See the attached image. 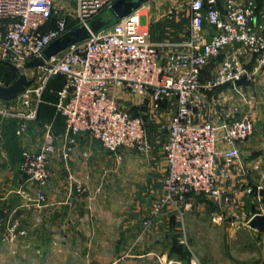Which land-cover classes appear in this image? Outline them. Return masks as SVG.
I'll list each match as a JSON object with an SVG mask.
<instances>
[{
  "label": "built area",
  "instance_id": "built-area-1",
  "mask_svg": "<svg viewBox=\"0 0 264 264\" xmlns=\"http://www.w3.org/2000/svg\"><path fill=\"white\" fill-rule=\"evenodd\" d=\"M68 1L73 2L72 9L65 6ZM113 1L0 0V63L9 62L20 71L40 59L53 39L74 26H87ZM187 8L186 39L172 43L174 47L164 55L149 31L141 29L139 6L32 67L36 81L19 94L25 111L0 100V117L13 118L15 133L20 136L28 122L36 118L45 84L61 74L63 84L56 91L53 105L64 121L60 134L63 157L68 156L79 136L86 135L118 158L120 148L147 151V127L141 115L131 114L116 103L111 89L122 86L138 95L148 93L155 106L163 99L171 100L174 111L162 144L166 161L163 194L150 204L144 225L166 204L182 216L191 205L187 201L191 193L208 196L224 210L229 209L233 199L220 183L229 178L233 164L241 161L237 142L255 131L247 116L218 123L198 117L209 93L225 85L238 90L241 85L235 81L242 76L250 78L251 71L241 59L243 52L254 58L257 68L264 66V13L258 8V0H187ZM222 52L214 72L201 80L203 67ZM52 130V122L46 123L39 147L21 150L17 168L23 184L6 192L33 201L38 208L46 202L49 156L55 150ZM218 140L227 146L218 148ZM83 155L87 156L85 152ZM252 171L263 175L259 160L252 164ZM74 183L76 191L84 190L83 182ZM261 188L257 184L254 190L247 186L245 191L255 192L260 198ZM255 213L264 214V209ZM218 219L221 216L213 214L212 220ZM24 234L16 221L6 222L8 242Z\"/></svg>",
  "mask_w": 264,
  "mask_h": 264
},
{
  "label": "crops",
  "instance_id": "crops-1",
  "mask_svg": "<svg viewBox=\"0 0 264 264\" xmlns=\"http://www.w3.org/2000/svg\"><path fill=\"white\" fill-rule=\"evenodd\" d=\"M258 8L264 13V0H258ZM176 11L156 19L149 27L150 36L159 44L163 55L172 50V43H181L186 39L188 17L183 13L179 16ZM222 55L223 52L203 67L201 80L207 79L214 72ZM241 59L251 71L250 78L238 90L225 85L209 93L201 104L198 117L218 123L230 117L247 116L254 123V134L237 142L241 161L233 164L229 178L220 183L233 199L229 209L224 210L208 196L191 193L187 196L191 205L182 216L166 204L147 225L143 224L150 204L163 194L166 161L162 141H165L167 135L166 123L174 111V103L163 99L155 106L148 93L138 95L122 86H114L111 95L116 103L131 114L141 115L145 120L147 151L120 148L118 158L116 154L108 153L98 141L81 135L71 145L68 156L63 157L62 129L59 130L55 137V150L49 160L50 183L47 181L45 191L54 184L57 186L60 179L66 181V187L62 188L64 190L55 188L50 191L44 206H31L33 228L37 236L34 243H37L36 240L42 243L47 238L44 233L49 230L48 238L52 245L67 244L72 229L78 227L74 215L80 213V229L92 232L111 227L117 229L113 236L106 232L102 235L104 239L107 235L115 240L113 244L119 249L118 254L107 264H123L125 257H129V264H187L179 238L172 235L174 229L181 227L183 230L187 228L188 233L193 229L192 233L199 238L210 237L211 242L216 236V252L211 247L210 263L202 258L206 264H264V232L246 222L254 212L264 209V192L260 194L264 188V66L257 68L254 58L248 53L243 52ZM249 82L254 85L252 93L246 91ZM18 99L19 95L5 104L20 106ZM150 104L160 109L151 113L148 123L144 109L148 110ZM15 129L16 121L13 118L0 117V212H5L4 215H7L5 210L15 197H9L5 191L22 185L24 180L17 168L22 143ZM226 146L222 140L217 141L218 148ZM84 152L87 156L83 155ZM256 160L260 161L262 176L252 171V164ZM76 180L83 182V191H76ZM257 184L262 186L258 192L260 198L255 192L245 191L247 186L254 190ZM75 199L82 205L77 206ZM20 200L14 208L18 209L19 216H23L27 212V204ZM211 214L220 215L221 219L213 221ZM19 216L18 219L21 218ZM139 218L140 222H137ZM138 224L146 226V229L138 233ZM21 228L25 230L22 239L30 244L32 240H29L28 235L25 236L27 228ZM252 242L258 246L257 253L250 251ZM234 244L239 245V251H233Z\"/></svg>",
  "mask_w": 264,
  "mask_h": 264
},
{
  "label": "rangeland",
  "instance_id": "rangeland-1",
  "mask_svg": "<svg viewBox=\"0 0 264 264\" xmlns=\"http://www.w3.org/2000/svg\"><path fill=\"white\" fill-rule=\"evenodd\" d=\"M65 6L67 7V9H72L74 4L72 1H68V3ZM173 11L178 12L179 16H181V14L183 13V14H186V16L188 17L187 0H146L144 1L140 5V9H139V12L141 14V29L148 30L151 35V31L149 30L150 24L158 18L166 17L167 15L170 14V12H173ZM102 15L104 17L110 16L109 10L108 9L104 10L102 12ZM3 72L4 70H2V73ZM19 74H23L26 79H30V78H33L36 73L34 72L31 66L25 65L23 68L20 69V71H14V74L12 75L8 74V72L0 75V79H1L0 83L4 84L5 81H12V80L14 81ZM39 75L42 76V71L40 72ZM35 81H33L31 84H34ZM46 85L47 83L45 84V87ZM48 88H49V85H48ZM252 89H254V85L250 84V82L249 84L247 83V90H246L247 93L248 92L252 93ZM50 91L52 93L54 92L52 89H50ZM18 100H20V97ZM15 106H13V109ZM19 107H21V109H23L24 111L26 110L25 108H22L21 105L20 106L18 105V108ZM159 109H160L159 107H155L154 105H151V104L148 110L144 109L145 111L144 114H145V117L148 123L150 122L149 119H150L151 113L154 111L157 112L159 111ZM46 123L48 122H43L41 120L34 119L27 125V129L20 135V142L22 143L20 147L21 150L27 149V148L37 149L39 147V145L43 142V134H44ZM167 125H168V122L166 123V128H167ZM52 131L55 137L56 135L59 134V131H56V130H52ZM166 139H167V135L165 137V140ZM162 143H164V141H162ZM50 156H49V160H50ZM23 181L24 180H22V182ZM48 182L50 183V179L48 180ZM65 187H66V181H64L63 179H60L59 184H57V186H55L54 184L51 188L49 187V189H46V191L44 188V192H45V195H48V193H50V191L54 190L55 188H60L61 190H64L62 188H65ZM18 188L19 186L14 187V188H8L7 190L18 189ZM7 190L5 192H7ZM28 190L32 192V188H28ZM8 195L9 197L12 195H15V197L11 199V203H9V208L5 210L7 215H4L5 212H0V217H3L4 215L3 217L4 221L3 223H0V264H107L109 260L114 258L116 254H118L119 249H116L118 246L117 245L115 246V244H113L115 240L113 241L107 235H106V239H104L105 237L102 236L105 232L106 234L110 233V236H113L114 232L117 231V229L114 227H111V228H106L104 230H94L93 232L87 229H80V225H79L80 213H75L74 215L75 216L74 221L77 222L76 227L78 226L77 227L78 229L77 228L72 229L71 239H68L67 244L58 243V244L52 245L48 238L50 236L49 230H46V232L44 233V236H46L47 238L45 240L43 239L42 243H39L38 240L35 241L37 243H34L33 240L37 238L34 232V228H33L34 220H33V212L31 209V206L36 207L34 205V202L33 201L27 202L26 200L23 199L22 196L17 195L15 193H11ZM19 198L21 199L20 201L27 204V206H25L27 208V212L23 213V216H19L20 214L18 213V209L14 208L18 204ZM47 198L48 196H46V200ZM75 204L77 206L82 205V203H80L78 199H75ZM10 207H13L14 209ZM18 216L21 218L18 219ZM211 217H213V214H211ZM7 218H9L8 219L9 221H16L18 223V226L20 224L21 227L23 226L27 228V233L25 236L28 235L29 240L30 241L32 240L31 243L29 242L30 244L27 243L28 242L27 240L22 239L24 235L17 236V238L13 242H8L6 240V237H7L6 236V222L8 221ZM140 219L141 218L137 219L138 220L137 222H140ZM237 220H240V219L238 218ZM110 225L112 226L113 222H111ZM145 229H146V226H143L141 224L138 226L137 231L139 233L141 230H145ZM192 230H191V233H188L187 228H184L183 230V228L181 227L179 229H174V233L172 234L173 236L179 238L181 242L180 244H182L181 246L184 249L182 254L185 258V262L187 264H193V263L206 264L204 261H202L203 260L202 258L204 257L210 263L209 258L212 255L210 250H211V247H213L214 249L216 248V244H217L216 236L213 235L214 241L211 242L212 239L210 237L209 238L208 237L199 238L198 236H195L192 233ZM104 241H106V243H104ZM233 251L234 252L239 251V245L234 244ZM250 251L255 252V253L258 252V246L256 245V242L250 243ZM213 252H216V249L213 250ZM123 264H129V257H125Z\"/></svg>",
  "mask_w": 264,
  "mask_h": 264
},
{
  "label": "water",
  "instance_id": "water-1",
  "mask_svg": "<svg viewBox=\"0 0 264 264\" xmlns=\"http://www.w3.org/2000/svg\"><path fill=\"white\" fill-rule=\"evenodd\" d=\"M146 0H114L111 5L108 7L110 16L104 17L98 15L95 18L91 19L88 22V25H79L73 27L57 38L53 39L42 51L41 58L35 59L26 65L34 67L37 64L42 63V60L48 59L49 57L59 53L60 51L67 48L72 43L80 41L89 36L90 32H97L99 29L108 25L112 19H118L126 15L135 8H138ZM6 66L11 68L14 71H17V68L9 63L4 62ZM34 81V77L26 79L23 74H19L17 78L10 84L4 85L0 83V100L9 101L16 98L20 92L27 86H29ZM247 79L245 76H242L240 79L235 81L236 85L245 84ZM264 188L260 190V194H263ZM249 226L261 230L264 232V214H253L248 219Z\"/></svg>",
  "mask_w": 264,
  "mask_h": 264
},
{
  "label": "trees",
  "instance_id": "trees-1",
  "mask_svg": "<svg viewBox=\"0 0 264 264\" xmlns=\"http://www.w3.org/2000/svg\"><path fill=\"white\" fill-rule=\"evenodd\" d=\"M114 20L115 19H112L111 22ZM2 70H4L3 73L8 72V74L10 75L14 74V70H12L11 68H9L3 63H0V75L3 74ZM12 82L13 80L5 81L4 84L8 85ZM62 84H63V76L61 74H57L47 81V85L46 87H44L42 91L41 100L39 101L38 106H37V114L35 118V120H41L43 122H52V129L56 131H59L61 129L63 131V127H64L63 118L60 115L55 113V108L53 105V102L56 99V91L59 88H61ZM48 85H49V88H48ZM50 89H52L54 92L52 93ZM19 158H20V155H19Z\"/></svg>",
  "mask_w": 264,
  "mask_h": 264
}]
</instances>
